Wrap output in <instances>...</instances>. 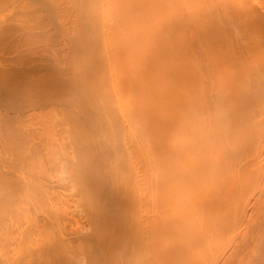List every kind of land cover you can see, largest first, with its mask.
Segmentation results:
<instances>
[{
  "label": "bare ground",
  "instance_id": "obj_1",
  "mask_svg": "<svg viewBox=\"0 0 264 264\" xmlns=\"http://www.w3.org/2000/svg\"><path fill=\"white\" fill-rule=\"evenodd\" d=\"M213 1L0 0V264L215 263L264 179V52Z\"/></svg>",
  "mask_w": 264,
  "mask_h": 264
},
{
  "label": "rangeland",
  "instance_id": "obj_2",
  "mask_svg": "<svg viewBox=\"0 0 264 264\" xmlns=\"http://www.w3.org/2000/svg\"><path fill=\"white\" fill-rule=\"evenodd\" d=\"M213 1V0H212ZM215 1H217V2H219V3H216V2H214V5L216 4V7H214V8H217V9H220V10H217V11H219V13L220 12H222V14H223V11L224 10H226V12H231V14L233 13V11L235 10L234 8H236V6H237V9H238V6H240V5H242V3L244 2L243 0L242 1H240L238 4H237V2L236 3H234L235 4V6H230V5H232L233 3H230L229 5H226L224 2H226L225 0H220V1H218V0H215ZM224 1V2H223ZM228 1H230V0H228ZM231 1H235V0H231ZM230 1V2H231ZM237 1H239V0H237ZM246 1V0H245ZM253 1V2H252ZM247 2V1H246ZM245 2V3H246ZM250 2V3H249ZM255 2H259L258 4L256 3L255 4ZM221 3H224L225 5H222ZM227 3H229V2H227ZM244 3V4H245ZM248 3H249V5H248ZM217 4H218V7H217ZM219 4H221V5H219ZM233 4V5H234ZM237 4V5H236ZM254 5L255 4V7H257V5H259L258 6V8L260 7H262L261 9H260V11L262 12V14H264V0H248V2H247V5L249 6V7H247V5L245 4V6L247 7H245L244 5L243 6H241V7H239V10H237V12L234 14H232V15H239V12H240V14L242 13V15H243V11H242V9L241 8H243V10L245 9V12L247 13V12H249L250 10H249V8H251L252 9V7H254V6H252L251 7V5ZM220 7V8H219ZM234 7V8H233ZM223 9V11H222V9ZM233 8V10H230V9H232ZM240 9H241V11H240ZM248 9V10H247ZM254 9V8H253ZM256 9V8H255ZM257 10V9H256ZM257 11H259V9L257 10ZM259 11V12H260ZM225 13V12H224ZM246 13H244V15L243 16H245V14ZM250 14V16L249 15H246L244 18H245V20H244V22H242L243 20H242V18L243 17H239V16H242V15H237V18L236 19H238V18H240V19H238V20H236V19H234V17L232 18V17H230L231 15H229V18H231V19H233V22H232V20L230 21V25L229 26H231L232 27V29L234 28V27H236V28H234L235 30L236 29H238V30H236L237 32H235V30L233 31L234 32V34H233V36L235 35V38L237 39V40H240V41H242V42H245L246 40H251L252 41V45H255V43L257 44V46L255 45L254 46V50H255V52H257L256 51V49L257 48H259L258 49V51H260L261 50V52H264V26L263 25H261V24H257L256 23V20H257V16L255 15V14H253V16L251 15V11L249 12ZM228 14H230V13H228ZM249 16V17H248ZM256 16V17H255ZM255 17V18H254ZM249 18V19H248ZM251 18H254L255 19V21H253L254 19H252V21H250L251 23L252 22H254V23H256V24H254V23H252V24H249V25H253V28H254V26L256 27V28H254V30H253V28L251 29V27L252 26H249L250 27V29L251 30H249V28L247 27V26H245V25H248V23H250L249 22V20L251 19ZM224 19V18H223ZM225 19H227V18H225ZM224 19V20H225ZM228 20H230V19H227V21ZM236 20V21H235ZM260 20V19H259ZM237 21H241V22H237ZM247 21V22H246ZM262 21H264V20H262ZM261 21V22H262ZM258 22V21H257ZM260 22V21H259ZM232 23H235V26L232 24ZM242 24V25H244L245 26V28H244V26H242V25H239V24ZM247 23V24H246ZM264 22H262V24H263ZM238 26H237V25ZM257 25V26H256ZM240 26H242V28L240 27ZM260 26H263L262 28H260ZM230 27V28H231ZM259 27V28H258ZM248 28V29H247ZM261 29H263V31L261 30ZM240 30V31H239ZM241 30H244V32H246V31H248L245 35L243 34L244 32L243 31H241ZM253 30V31H252ZM253 33H252V32ZM262 31V32H261ZM251 32V33H250ZM256 32V33H255ZM248 33L250 34V35H252V36H256L255 38H254V41H256V42H254L253 41V38H251V36L249 37L248 36ZM261 35H260V34ZM246 37L245 39L243 38V37ZM257 36H260V38L259 37H257ZM242 37V38H241ZM245 40V41H244ZM263 41V42H262ZM263 44V45H262ZM254 52V53H255ZM259 53V56H260V52H258ZM258 53H256L257 55H258ZM256 55V56H257ZM262 56H263V58H262ZM260 58L261 59H263L262 61H264V55L263 54H261V56H260ZM261 59H260V61H261ZM259 61V63H261ZM263 64H264V62H262ZM262 65V64H261ZM259 67H261L260 65H259ZM261 116H262V118H261ZM260 116V118L261 119H259V117L258 118H256V120H257V122L256 121H254V120H250V123L249 124H247V129L249 130L248 132H247V135H248V133L249 132H251L255 127H257L258 126V128H259V124L261 125V123L262 122H260L262 119V121H263V123H264V113H262V115ZM252 121L253 122H255L254 124L255 125H257V126H254V124L253 125H250V124H252ZM260 123H259V122ZM257 123V124H256ZM262 123V125L260 126V130L259 131H261V129H263L264 130V124ZM248 126H250V128L248 127ZM251 126L253 127V129L251 128ZM263 126V127H262ZM246 128H245V130H246ZM258 128L255 130H253L254 131V133H252V134H255L256 132L255 131H257V133H258ZM251 130V131H250ZM258 134H260V132L258 133ZM262 135V137L264 136V131H263V133L261 132V134L260 135H258L259 136V138H257V136H255L256 138H254V142L252 141V139H250V134L248 135V136H250V137H248V136H246V138L248 139L244 144H245V148H249L248 149V152H247V150L245 149V151H244V154H246V152H247V154H248V156H247V154L246 155H241L240 157H241V160H242V158L243 159H245V161L246 162H248L249 160H250V157L252 156L253 157V155H254V159H252L251 158V160L250 161H253V163L252 162H248L249 163V167H248V163H245L244 162V160H242V164L241 165H243V163H245L244 165L246 166V168H245V166H242L243 168H245V169H247V170H244L245 171V173L247 174L248 172H246V171H252V172H250L249 173V176H251L252 174H254L255 172H257L256 170L258 169V172L257 173H259L260 174V172L262 171V173H263V175H264V137L263 138H260V136ZM253 137H254V135H252ZM245 138V139H246ZM249 139L252 141V143H254V144H251L250 145V143H251V141H249ZM259 139V140H258ZM262 139H263V146H262ZM255 140H256V142H255ZM248 141H249V143H248ZM258 143V145L256 146L255 144H257ZM261 145H260V144ZM252 146V147H246V146ZM253 145H255V147L253 146ZM260 147V149H259V147ZM258 148V149H257ZM263 148V149H262ZM250 149H253V151H249ZM257 149V150H256ZM261 149L263 150V151H261ZM69 150V149H68ZM259 153H258V152ZM252 152H253V154H252ZM262 152V153H261ZM251 153V154H250ZM255 153V154H254ZM257 153H258V155H257ZM260 153H261V155H260ZM255 155H257L256 157H255ZM260 155V156H259ZM63 156H67V155H63ZM243 156V157H242ZM247 156V157H246ZM259 156V157H258ZM239 157V158H240ZM263 157V158H262ZM60 158H61V156H60ZM64 158V157H63ZM246 158H249V159H247L246 160ZM256 158V159H255ZM257 158L260 160V159H262L263 160V162H262V160H260V162L257 160ZM65 159V158H64ZM63 159V160H64ZM65 161H67V159H65ZM65 161L63 162L65 165H66V163H65ZM257 161V162H256ZM255 163V164H254ZM258 163V164H257ZM260 163V164H259ZM263 163V164H262ZM253 164V165H252ZM262 164V165H261ZM240 165V166H241ZM259 165H261L262 167H261V170H260V166ZM254 166H255V168H257L256 170H255V172L253 171L255 168H254ZM257 166H259V168L257 167ZM252 167V168H251ZM243 168H241V169H243ZM250 169H252V170H250ZM67 173V172H66ZM68 174V173H67ZM246 174H244V175H246ZM66 175V174H65ZM254 175L256 176V177H254ZM253 176H251L250 178L252 179V177H254L252 180L248 177V175H247V177H245L244 176V185H245V183H246V186H243L242 184H240V186L237 188V189H240V192L238 191V193H237V190H236V194L235 195H237L238 194V197L239 196H241L242 195V201H243V203H244V201H245V204H247L248 205V203H249V205L247 206V210H245V212H247V214L245 213V212H243V214H242V216H241V222H242V224H241V222H238V223H240V225L237 223V226L235 227V229L236 230H234L235 232L233 233L232 232V234L235 236H233L231 233V235L233 236H230L229 235V241H227L228 240V238H223V237H225L224 235H227V234H224V235H221L219 238L221 239V238H223V240L224 241H226L223 245H224V250H223V247L221 246L220 248H219V250L220 251H218L217 249H218V247L220 246V243H219V245H218V247L216 248L215 247V251H218V254H216L215 253V251L214 250H212V247H211V252H214L216 255H217V257H215L216 259V261H215V263L214 264H255L256 263V258H258L257 260H259L258 262H257V264H259V262H260V264H264V254H262V258H261V256H260V254H261V252L262 253H264V244L262 245V244H260V245H262V246H260V248H263V250L262 249H259V252H260V254H259V252H258V256H260V259H263V260H261L260 261V259H259V257H257V255H255V253H254V251H255V249L253 248L254 246H253V243L254 242H252L253 240V238H251V237H253L254 236V234L256 235V233H258L259 231H260V229H262L263 231H261L260 233H262L263 234V238H261L260 239V242L261 243H264L263 241H264V228H262V227H264V179L261 177L262 176V174H261V176L260 175H256V173L254 174ZM243 176V175H242ZM259 177H261L263 180L261 181L260 180V182H259ZM264 177V176H263ZM245 178H247L246 179V181H245ZM256 178V179H255ZM259 178V179H258ZM248 179H249V181H248ZM242 180V181H243ZM262 182V183H261ZM242 183V182H241ZM258 183V184H257ZM260 183V184H259ZM248 184V185H247ZM263 184V185H262ZM242 185V186H241ZM260 186V187H259ZM244 188H246V189H244ZM242 189V190H241ZM244 190V191H243ZM242 191H243V194H242ZM246 192H247V196H250V199L248 198V197H246ZM249 192V193H248ZM251 194V195H250ZM243 196H245V197H243ZM256 196V197H255ZM262 196V197H261ZM237 197V198H238ZM237 198H235V200L237 199ZM240 199V198H239ZM238 199V200H239ZM246 199H247V201H246ZM250 201H249V200ZM257 199H259V200H257ZM237 200V201H238ZM241 200V199H240ZM249 201V202H248ZM263 201V202H262ZM239 202V201H238ZM239 203H241V201L239 202ZM243 203H242V205H243ZM257 203V204H256ZM244 204V206L246 207V205ZM260 204H261V206H260ZM263 205V206H262ZM258 209H257V208ZM256 208V209H255ZM246 209V208H245ZM260 209V210H259ZM262 209V210H261ZM257 210V211H256ZM256 212H257V215H256ZM258 212H260V213H258ZM244 214H246V215H244ZM258 214L259 215H261V216H258ZM245 217H244V216ZM253 215V216H252ZM256 216H258L257 217V219H256ZM260 217V218H259ZM254 218V219H253ZM262 218H263V220H262ZM261 219V220H260ZM256 220L258 221L259 220V222H257V223H259L258 225H257V223H256ZM263 221V222H262ZM252 222V223H251ZM260 222H261V224H260ZM263 223V224H262ZM252 224H254V225H252ZM252 225V226H251ZM263 225V226H262ZM260 226V227H259ZM262 226V227H261ZM258 227V229H256ZM240 228V229H239ZM251 228H253V229H251ZM255 228V229H254ZM260 228V229H259ZM251 229V230H250ZM241 230V233H238V231H240ZM256 230H257V232H256ZM4 234V235H3ZM238 234V235H237ZM1 235H3L4 237H2V238H5V235H7V234H5V233H2V234H0V238H1ZM10 236H12L11 237V239L13 238V235L12 234H10L9 235V237ZM241 236H244L242 239H239ZM8 237V236H7ZM9 237H8V239H6V241L7 240H9ZM228 237V236H227ZM0 239L1 241L0 242H5L4 240L5 239ZM233 238V239H232ZM246 238H248L247 239V241H244ZM10 239V240H11ZM232 239V240H231ZM244 239V240H243ZM251 239V241L249 242V240ZM223 241V242H224ZM232 241V242H231ZM239 241H240V243L241 244H239ZM8 242V241H7ZM12 242H13V240H12ZM219 242V241H218ZM218 242H216L217 244H218ZM221 243H223L222 242V240L220 241ZM246 242H248V243H246ZM215 243V244H216ZM226 243H228V244H226ZM244 243H245V245H244ZM1 245H0V248H2L1 246L4 244V243H0ZM7 244H12L11 242L9 243H7ZM6 243H5V246H8V247H5L4 245H3V247H5V248H8L9 249V245H7ZM216 244V245H217ZM239 244V245H238ZM243 244V245H242ZM250 244H252V245H250ZM14 244H12L11 246H13ZM216 245H214V246H216ZM227 245V246H226ZM242 245V246H241ZM227 248H226V247ZM249 246V247H248ZM236 247V248H235ZM238 247V248H237ZM12 248H14V247H10V249L9 250H13ZM241 248V249H240ZM245 248V249H244ZM254 249V251H253V249ZM213 249H214V247H213ZM227 249V250H226ZM3 250H4V248H3ZM2 249H0V261H2L1 263H3V261H5L6 259H8V260H10V257H13V258H15L14 256H17V253H16V255H13V254H15V252H13V251H11L12 252V254L10 253V251L9 252H6L5 253V250H7V249H5L4 251H3ZM223 251V252H222ZM251 251H252V253H253V255H251L252 253H251ZM7 253L9 254L10 253V255H8L9 256V258L7 257ZM221 253H223V254H221ZM225 253V254H224ZM221 254V255H220ZM241 254V255H240ZM13 255V256H12ZM220 255V256H219ZM238 255V256H237ZM254 255L256 256L255 258H254ZM36 256V255H35ZM251 256H253V257H251ZM222 257V258H221ZM237 257V258H236ZM255 259V261L253 262V261H251V260H254ZM10 261H15L14 259L12 260V258H11V260ZM217 261H219V262H217ZM241 261V262H240Z\"/></svg>",
  "mask_w": 264,
  "mask_h": 264
}]
</instances>
